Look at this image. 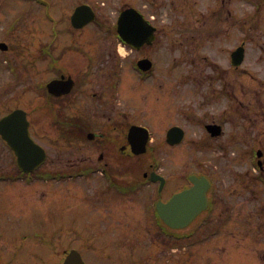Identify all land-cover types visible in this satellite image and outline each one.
<instances>
[{
	"label": "rangeland",
	"instance_id": "rangeland-1",
	"mask_svg": "<svg viewBox=\"0 0 264 264\" xmlns=\"http://www.w3.org/2000/svg\"><path fill=\"white\" fill-rule=\"evenodd\" d=\"M129 1L131 0H67L64 6L67 18L74 7L81 2L94 6L95 11L98 12L96 24L87 25L88 28L76 33L81 35L79 41L84 42L83 50L79 53L71 52L68 58H74L84 66L86 59L83 55L88 54L89 49L92 52L91 45L97 53L95 58L109 57L111 63L113 54H117L119 60L115 61L114 67L116 66L123 78L122 81L117 79L116 84L119 86L113 94L108 80L105 88H96L101 94L100 98H91L83 104L78 102L68 105L61 110L53 108L50 114L42 103L39 104L38 95L41 94L37 91V95L30 94L35 97L36 102L32 103L30 99L21 101L26 104V109L29 111L34 137L45 147L48 154L49 161L47 160L46 168L42 169L45 171L48 167H55L75 171L76 168L81 167L76 165L79 162L82 166L94 164L92 161H96V153L101 149V144L82 139L80 129L72 126V129L67 130L68 126L83 119L91 131L107 130L110 137L117 141L122 135L121 125L116 122L110 123L109 116H118L124 112L129 123L142 125L150 131V138L148 137L146 143L147 153L140 157L129 156L132 180H140L142 170L149 171L151 165L155 164L167 177H172L181 171L199 172L193 170L195 168L208 171L225 181H238L234 179L238 175L250 180L254 175L251 168L254 166L252 164L254 159L252 161L250 155L253 149L264 145V60H259L264 57V12L260 14L259 24H256L258 29H253L250 24L245 25L243 73L227 74L224 70L218 72L214 68L207 67L209 64L202 59L203 56H207L208 60L214 62L219 58H226L228 52L239 44L240 33L237 25H232L233 19L229 18V21L223 24L219 18V13L222 14L221 5L216 4L214 0H157L162 3L158 9L154 7L153 0H142L150 14L157 18L156 25L160 28L156 47L152 45L146 49L149 55L156 57L154 58L157 60V66L155 65L145 78L140 77L132 67V62L140 56L139 52L130 51L123 44L118 41L113 42L111 37L105 35L107 28L111 29L115 25L119 11L125 8V4ZM132 1L136 4L141 2ZM24 4L16 0H0V24H13L15 15L21 16ZM227 7L232 9L229 5ZM232 7L235 8L236 4H232ZM241 8L245 14H248L246 3ZM27 10L29 13L27 18H33L35 13L31 12L30 8ZM53 11L60 21L59 12L55 8ZM199 16H201L200 20L206 21L207 24H217L209 26L207 40L204 41L203 38V47L208 46L216 55L208 53V49L203 51L206 53H200L198 42L195 44L191 42L187 22ZM57 26L60 31H67L64 25ZM43 27L44 25H41L36 28ZM222 29L226 30V33L222 32L225 37L220 36L218 40L219 36H215L214 32ZM64 38L75 42L69 33H66ZM118 47L125 49V52L119 51L120 56L115 51ZM112 48V57H110L108 53ZM193 49L197 52H192ZM127 53L130 55L125 57ZM37 77L39 76L36 73V81ZM8 81H11V75L6 71V65L3 69L0 62V85ZM18 94V90H15V104L19 102L16 100ZM0 95V106H11V93H0ZM206 100L209 101V106L206 105ZM65 119L68 123L61 125ZM209 119L222 124L223 132L219 138H210L205 130L204 123ZM115 126L117 129L114 128ZM171 126H180L185 131L183 142L178 146H169L166 143L165 134ZM3 159L4 163H0V166L4 167L0 172L5 171L8 163L6 158ZM119 171L121 169L117 170ZM72 175L73 178L64 183L34 181L30 186H25L22 182L17 186L15 256L18 260L32 261L29 252L34 250L49 249L51 253L55 251L62 253L65 248L79 247L87 251H81V254L88 264H98L94 257L97 251L91 246L96 236L94 230H103L109 223L114 229L130 228L132 234H135L139 225L146 227L144 220L133 219L130 226L125 224L128 221L124 219L125 214L141 211L140 201L133 198L130 202H125L130 206L117 203L114 212L107 202L90 207V203L82 202V197L97 196L104 187V182L98 175H89L81 180L75 176V173ZM79 204L86 207V210H83L84 217H80ZM98 207L103 209L106 217L98 213L96 210ZM121 213L125 214L119 216ZM6 225L1 227L4 228ZM80 228L84 229L82 232H77ZM3 231L6 229L4 228ZM154 235L144 234L147 236V241ZM132 239L137 243L134 244L143 249L144 243H139L135 235H132ZM110 241L114 245L116 237L114 236V240ZM152 241H156L157 249L174 244L161 236L154 237ZM99 242L104 245L106 239ZM4 244L5 234L0 235V246ZM99 248L100 253L104 255L106 248ZM161 255V264L164 262L163 257L167 256L165 260L171 259L169 254ZM18 260H15V264H18ZM243 263L255 264V261L245 259ZM104 264L108 262L105 261ZM233 264L239 263L237 261Z\"/></svg>",
	"mask_w": 264,
	"mask_h": 264
},
{
	"label": "flooded vegetation",
	"instance_id": "flooded-vegetation-1",
	"mask_svg": "<svg viewBox=\"0 0 264 264\" xmlns=\"http://www.w3.org/2000/svg\"><path fill=\"white\" fill-rule=\"evenodd\" d=\"M16 1L25 3L21 16L15 15L13 24H0V43L7 45L6 47H0V62L3 69L6 65V71L11 75L9 83L6 82L4 85H0V93H11L12 101L9 107L0 106V119L17 108L27 111L26 104L21 101L30 99L33 103L35 97L30 95L33 93L36 95L37 93L41 94L38 95L39 104L42 103L47 113L50 114L53 108L61 110L62 108H67L68 105L78 104V102L83 104L85 101L91 100V98H100L101 94L97 92L96 88H105V83L108 80L112 94L115 89L117 90L119 86L116 84L117 79L122 81L123 78L116 66L114 67V63L118 59L117 54H113L114 57L111 63L109 57L98 56V58H95L97 53H95L91 45L92 52L89 49L88 54L83 55L81 53L86 59L84 66L80 61L76 62V59L68 58L71 52L79 53L83 50L84 42L79 41L81 35L76 33L88 28L90 24L81 29H75L71 24H68L67 13L64 11L67 0ZM140 1L138 4L140 12L145 18L151 19V22L155 23L157 18L151 15L150 11L147 10L146 4L142 0ZM214 2L221 5L222 14L219 13V18L222 23L226 24L231 18L233 19L232 23H234L232 25H237L240 33L239 44H236L228 52V57L226 58H219V60H214V62L208 60L207 56H203L202 59L209 64L207 67L214 68L218 72L224 70L227 74L243 73L245 55L244 28L246 24H250L253 29H258L256 24H259L260 14L264 12V0H214ZM245 3L247 4L248 14H245V11L241 8ZM153 4L154 7L159 9L162 3L161 1L153 0ZM232 4H236V7H232ZM228 5L232 9L228 8ZM27 8H30V11L35 13L33 18H27L29 14ZM54 8L59 12L60 21L54 14ZM233 16L234 18H232ZM200 17L187 22L188 34L194 44L198 42L200 53H206L203 51L208 49V53L216 55L208 46L203 47V38L206 41L207 34L209 35L208 27L217 24H207L206 21L200 20ZM39 22L41 23L38 24ZM64 22L65 24H63ZM58 24L64 25L67 31H60ZM41 25H44L42 29L36 28ZM151 25L155 28V39L150 45L144 44L139 49H134L132 46L124 44L128 50H133L140 54L132 62V66H136V63L141 59H150L153 67L157 64L156 57L154 56V58L146 51L149 46L153 45V47H156L160 33L158 25ZM222 32L226 33V30L222 29L214 32L215 36H219L218 40H220V36L225 37ZM66 33H69L75 42L67 41L64 38ZM39 35L42 37H38ZM105 35L111 37L113 42H119L115 26H112L111 29L107 28ZM129 39L135 40L132 37H129ZM239 46L243 47L244 54L242 62L236 67L231 63V54ZM113 48L108 53L110 57H112ZM260 48L262 49L263 46ZM115 51L119 53L120 48H116ZM194 51L196 49H193L192 52ZM129 55L127 53L125 57ZM196 58L195 56L194 59ZM259 60H264V57L259 58ZM36 73L39 76L37 81ZM148 73L139 72V75L147 78ZM69 78L74 84L69 93L57 96L48 92L47 87L51 81ZM15 90H18L19 93L17 97L19 102L17 104H15ZM205 103L209 106L208 100ZM117 104L119 105V103ZM110 106L111 104L108 107ZM121 114L109 116L110 123L116 122L121 125L120 131L122 135L117 141L110 137L107 130L99 129L98 132H93L86 123H82L81 135L89 140L87 134L93 132L92 140L99 142L101 149L96 153V161H92L94 164L89 163L85 166H82L80 162L76 164L81 166L76 168L79 174L78 179L81 180V178L89 175H98L104 182V187L100 189L97 196H83L82 202L90 203V207L94 204L107 202L109 208L114 212L117 203L125 205V202H130L131 199L135 198L141 203V211L128 214L121 213L119 216L125 214L124 219L128 220L125 224L129 226L133 219L144 220L146 227L139 225V229H136L135 234H132L130 228L121 229L120 227L114 229L109 223L104 226L103 230H94L96 236L91 246L97 251L94 257L97 259L98 264L99 262L104 264L105 261L108 264H161L160 257L162 253L169 254L171 258L165 260L167 256L163 257L162 260L164 262L162 264H233L237 261L239 264H244L245 259H253L255 264H264V213H260L264 211V145H260L261 148L253 149L254 151L250 155L255 162L253 168L251 167L254 175L251 176L250 180H245L244 176L238 175L234 177L238 181H225L219 177L217 178L214 174H210L208 171L205 172L195 168L193 170H199V172L186 173L181 171L175 173L172 177H167L158 170L160 168L155 164L151 165V170L149 171L142 170L141 177H139L140 180L136 181L131 178L129 156L133 157V155L131 145L127 140V135H125L126 129L130 127L131 123L127 121L124 112H121ZM27 116L29 130L32 137H34L33 123L28 113ZM66 121L67 119L61 125L65 124ZM78 121L84 122L85 120L79 119ZM204 124V128L210 138L216 139L222 135L223 128L220 122L210 121L209 119ZM209 126L219 127V135L213 136L212 129H208ZM114 128L117 129V126ZM13 135V148L9 147L0 135V163L3 162V158L8 160L5 171L0 172V235L5 234V244L0 246V264H15V260H18L15 256V190L19 183L18 176L20 173L15 166V126L13 127ZM257 154L262 155V157ZM47 160L49 161L48 154L45 163L41 167L46 168ZM116 166L121 171L117 172ZM3 167L1 165L0 169ZM45 171L59 175L68 172V170L56 169L55 167H48ZM246 172L248 173V170ZM152 173L162 176L164 180L161 181L156 176H153V178L157 179L152 180ZM64 182H67L66 178L55 180V183L58 184ZM186 190H191L190 194L192 197L190 199L192 200H187L183 204L182 209H199V211L189 219H186L189 215L185 211H179L178 209L173 215V226L170 227L159 215L157 204L160 202L167 203L173 196ZM203 195L206 206L200 208L201 204L199 201ZM79 206L81 207L80 217H84L83 210H86V207L83 204H79ZM126 206H130V204H126ZM96 210L102 217H106L103 209L98 207ZM4 224H7L4 227L6 231H3L4 228L1 227ZM82 229L84 228L77 229V232H82ZM144 234H155L151 240L154 237L161 236L174 244L157 249L156 241H147V236H144ZM132 235L137 237L139 243H144L142 245L143 249L138 247L133 239V241L131 240ZM114 236L116 237V242L113 245L110 240H114ZM103 239H106V244L104 245L99 242V240ZM163 243L165 244V242ZM84 247L87 248L86 246ZM99 247L106 248H103L105 250L104 255L100 253L101 249ZM71 249H76L84 263L88 264L81 254V251H87L79 247L64 249L62 253L60 251L51 253L49 249L48 251L34 250L29 252L32 261L18 260V264H63ZM104 250L102 251L104 252ZM56 258L58 260H55Z\"/></svg>",
	"mask_w": 264,
	"mask_h": 264
},
{
	"label": "water",
	"instance_id": "water-1",
	"mask_svg": "<svg viewBox=\"0 0 264 264\" xmlns=\"http://www.w3.org/2000/svg\"><path fill=\"white\" fill-rule=\"evenodd\" d=\"M87 17V18H86ZM94 14L91 10V8L87 5L80 6L76 9L75 13L72 16V23L76 27H81L85 25L86 23L93 20ZM118 24V31L122 38L126 40V34L128 32H131L132 35L135 37L137 42L143 43V42H150L153 38L152 35V28H148V34H141L138 37H136V34L134 33L135 30L141 26V24H147L141 16L134 10V9H128L124 10L117 21ZM139 24V25H138ZM241 48H239L236 52L233 53V57L237 55V57H240L241 54ZM145 69L149 67V63H145L143 66ZM15 116V152L17 155V161L20 165H28L30 161H33V166L38 165V163L42 162L44 160V154L42 152V149L37 146L29 137L28 134V123L25 119L24 113L20 110H16L15 113H11L8 116L4 117L2 121H0V127H10L13 125V117ZM3 134V137L7 140V142L12 145L13 138L11 136L10 129H1ZM17 129V130H16ZM129 140L132 144V150L135 154L143 153L145 151V144L147 141L146 135L143 133V131L137 127H132L130 131ZM183 132L178 127L171 128L167 133V141L170 144H175L181 141ZM32 150H35V153H33ZM36 156V157H35ZM190 192V191H189ZM189 192L181 193L180 195H176L173 197L167 204H160L158 206L159 211L164 218V220L171 224L174 222L173 215L174 213L184 204L186 201L185 199H188ZM185 197V198H184ZM200 204H202V207L205 205V199L204 196L201 197ZM201 208V207H200ZM180 211V210H179ZM185 211L189 217H192L194 214H196L199 209L197 210H181ZM183 213V212H182ZM64 264H84L79 253L76 250H72L69 255L67 256Z\"/></svg>",
	"mask_w": 264,
	"mask_h": 264
}]
</instances>
